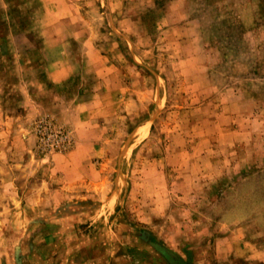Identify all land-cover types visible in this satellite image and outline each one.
I'll return each mask as SVG.
<instances>
[{"label":"rangeland","instance_id":"374dc122","mask_svg":"<svg viewBox=\"0 0 264 264\" xmlns=\"http://www.w3.org/2000/svg\"><path fill=\"white\" fill-rule=\"evenodd\" d=\"M172 263L264 264V0H0V264Z\"/></svg>","mask_w":264,"mask_h":264},{"label":"crops","instance_id":"0c3cea01","mask_svg":"<svg viewBox=\"0 0 264 264\" xmlns=\"http://www.w3.org/2000/svg\"><path fill=\"white\" fill-rule=\"evenodd\" d=\"M22 170V175H24L25 177L27 176H31L33 173V170L31 169H21ZM61 171H59L58 173H60L61 180L63 181L62 185H60L61 189L67 190V189H71L73 187H75V185H77L78 183H80L82 180L85 179V170L87 169H60ZM25 184H21L18 183L16 180H13L9 183V188L18 191V190H24L25 188ZM28 189H33L32 187H29V185H27ZM23 199L25 200H31L32 199V203L33 204H38V205H42V204H47L48 202V198L46 197V195L43 197L42 195L36 196L34 195V197H16L15 194H13V196H11V203L8 202V204H14V205H22L23 204ZM28 203V201H27ZM26 203V204H27ZM49 203V202H48ZM3 204H5L3 202Z\"/></svg>","mask_w":264,"mask_h":264},{"label":"built area","instance_id":"2783aa9c","mask_svg":"<svg viewBox=\"0 0 264 264\" xmlns=\"http://www.w3.org/2000/svg\"><path fill=\"white\" fill-rule=\"evenodd\" d=\"M54 132H57L62 138L69 140V132H68V130L56 127ZM59 135H57V136H59Z\"/></svg>","mask_w":264,"mask_h":264},{"label":"trees","instance_id":"16d2710c","mask_svg":"<svg viewBox=\"0 0 264 264\" xmlns=\"http://www.w3.org/2000/svg\"><path fill=\"white\" fill-rule=\"evenodd\" d=\"M173 264V263H172Z\"/></svg>","mask_w":264,"mask_h":264}]
</instances>
